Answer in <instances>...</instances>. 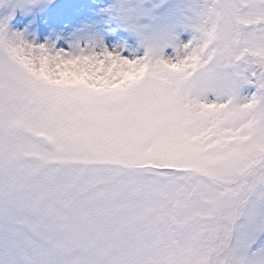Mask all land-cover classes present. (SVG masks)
Listing matches in <instances>:
<instances>
[{
	"label": "snow or ice",
	"instance_id": "6c2138e0",
	"mask_svg": "<svg viewBox=\"0 0 264 264\" xmlns=\"http://www.w3.org/2000/svg\"><path fill=\"white\" fill-rule=\"evenodd\" d=\"M0 264H264V0H0Z\"/></svg>",
	"mask_w": 264,
	"mask_h": 264
}]
</instances>
